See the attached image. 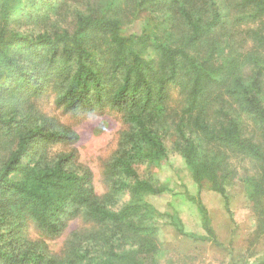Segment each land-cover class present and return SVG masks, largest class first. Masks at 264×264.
<instances>
[{
    "label": "trees",
    "instance_id": "1",
    "mask_svg": "<svg viewBox=\"0 0 264 264\" xmlns=\"http://www.w3.org/2000/svg\"><path fill=\"white\" fill-rule=\"evenodd\" d=\"M141 19V34L123 32ZM48 100L122 119L103 194L73 150L49 154L79 136L45 113ZM171 154L227 208L242 186L257 222L248 256L218 239L201 199L204 234L149 201L170 188L138 166ZM164 218L228 264H264V0H0V264H189L164 247ZM73 220L60 253L31 238Z\"/></svg>",
    "mask_w": 264,
    "mask_h": 264
},
{
    "label": "rangeland",
    "instance_id": "2",
    "mask_svg": "<svg viewBox=\"0 0 264 264\" xmlns=\"http://www.w3.org/2000/svg\"><path fill=\"white\" fill-rule=\"evenodd\" d=\"M145 22L143 19L126 23L123 32L141 34ZM44 111L49 116L56 117L61 124L75 131L79 140L72 145L53 146L49 154L73 150L77 156V163L89 168L93 175V184L99 194H103L105 186L101 178V166L117 148L119 133L125 128L122 119L116 114H85L75 116L57 108L52 100L45 102ZM141 176L147 177L151 173L162 183L169 186L170 191L163 195L153 196L150 202L162 212L172 215L180 222L187 232L204 234L202 221L197 205L193 199H201L209 211L212 227L218 239L227 247L234 250L235 255H246L255 239L254 231L257 226L255 215L248 206L246 196L240 184L230 190V204L227 208L223 198L208 187L199 190L192 180L191 174L184 161L178 154H171L167 163L160 168L138 166ZM162 238L164 247L176 255H188L192 259L189 264H228L230 255L225 250L212 244L194 242L180 236L176 230L163 219ZM80 221L73 220L65 232L58 237H44L34 227L31 228V238H42L46 241L49 251L60 253L68 234L80 227ZM257 257L264 256V238L256 246ZM229 250V249H228ZM248 256V254H247Z\"/></svg>",
    "mask_w": 264,
    "mask_h": 264
}]
</instances>
